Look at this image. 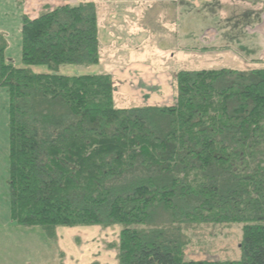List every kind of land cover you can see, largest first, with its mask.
<instances>
[{
	"label": "trees",
	"instance_id": "16d2710c",
	"mask_svg": "<svg viewBox=\"0 0 264 264\" xmlns=\"http://www.w3.org/2000/svg\"><path fill=\"white\" fill-rule=\"evenodd\" d=\"M98 33L82 0L24 16L21 67L0 47L12 223L118 227V264H264V67L182 71L174 105L117 109L110 75L58 73L97 64ZM208 225L242 226L241 260L188 258Z\"/></svg>",
	"mask_w": 264,
	"mask_h": 264
},
{
	"label": "rangeland",
	"instance_id": "374dc122",
	"mask_svg": "<svg viewBox=\"0 0 264 264\" xmlns=\"http://www.w3.org/2000/svg\"><path fill=\"white\" fill-rule=\"evenodd\" d=\"M173 1L91 0L99 11V62L80 67H61L58 73L70 76L110 75L115 88V107L145 110L172 106L177 102L179 72L220 69L247 72L264 67V62L260 61L264 57V0H218L204 8L202 16L192 11L195 21L192 18L190 22L187 20L188 6L194 7L195 1L175 0L184 7L181 9L180 25L177 15L173 16ZM66 3L78 6L82 0H0V47L4 49L5 62L22 66L21 29L24 16L33 19ZM213 30L218 32L214 39L210 37ZM189 32H192L191 37H188ZM205 32H211L210 36L206 38L208 34L204 35ZM199 45L215 48L209 53H195L194 48ZM34 68L33 72L49 70L45 67ZM130 85L143 87L144 90L127 95L120 91L122 87ZM9 102L7 89L0 87V252H22L37 246L55 253L53 240L45 237L22 238L25 230L10 225ZM35 230L44 232L39 227ZM41 232L36 231L31 236L40 237L44 235ZM119 234L120 229L112 227L101 232V236L107 237L101 238L103 243L97 239L96 243L102 247L104 242L114 243L115 246L119 242ZM186 234L190 240L186 249L189 259L239 261L242 258L239 250L242 226H199ZM43 239L46 241L41 243ZM28 241L33 243L26 246ZM53 259L51 257L49 260L52 264ZM34 261L25 257L14 263Z\"/></svg>",
	"mask_w": 264,
	"mask_h": 264
},
{
	"label": "crops",
	"instance_id": "0c3cea01",
	"mask_svg": "<svg viewBox=\"0 0 264 264\" xmlns=\"http://www.w3.org/2000/svg\"><path fill=\"white\" fill-rule=\"evenodd\" d=\"M194 1H195L193 4L194 7L190 5L188 6L190 7L189 10L187 11L189 13V18L187 19L189 20V22L190 20L192 21V18L194 19L193 21H195V17H193L191 14L192 11L198 14V16H202L201 11L204 8H207L210 5L214 4L215 1H218V0H194ZM172 4H173L172 6L173 16L177 15L178 20H179V25H180L181 9H183L184 7L183 8L181 7V3L179 1L176 3V1L174 0ZM98 12L99 11L97 9L96 10L97 15H98ZM196 14L194 15L196 16ZM196 22H197V19H196ZM211 32H213L212 36H210L209 34ZM211 32H205L204 35L208 34L205 37L207 38L210 36L212 37V39H214V37L218 35V32L216 33L214 30ZM191 34L192 32H189L188 37H191L190 36ZM200 45L197 48H194L195 53H197V51H202V53H205V52L209 53L211 49L214 50L215 48V47H209L207 45H204V47H201ZM223 48H225V46ZM203 49H206V51H203ZM260 61L264 62V57H262V60ZM231 70H237V69H231ZM96 75H99V74H96ZM136 88L132 87L131 85L124 86L121 88L120 91H122L124 94L127 95L129 92L139 93L141 90H144L143 87L142 89L141 88L136 89ZM159 90L160 88L156 91L158 92ZM153 91L155 92V90ZM10 225H13L15 226V228H18L20 230H23V231L25 230L24 232H22V235H24V236H21L22 238L31 239V238L45 237L47 240L48 238L50 240H53V242L56 244L55 253L54 252L51 253L50 249L48 248H47L48 250H43L40 247L37 248V246L33 247V249L25 250L27 253L25 251H22V252L13 251L11 253H4V254L0 252V264H17V262L14 263L15 260L24 259L25 257L36 260L34 262H29V263L26 262L25 264H52L51 262H49L51 257H54L53 264H118L117 251L115 250L114 243L110 244L108 242L109 243L108 244L107 242H104L103 247L102 245H99V243H96V239L100 243H103L101 242V238L102 237L107 238V237L101 236V232H106L107 230H110L111 228L102 229L101 227H96V226L76 227V228L61 227V228H57L54 231L53 235H48L45 230H43L44 232H41L40 230H35L34 227L17 226L13 224L12 222ZM36 231L43 233L45 236L44 235L40 237L31 236V235H35ZM46 239H43L40 242L42 243L43 241H46ZM93 242H95V244ZM32 243L33 242L28 241L25 245L27 246ZM37 243H39V241Z\"/></svg>",
	"mask_w": 264,
	"mask_h": 264
}]
</instances>
